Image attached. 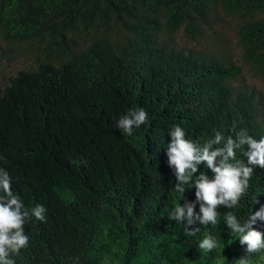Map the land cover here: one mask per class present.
Wrapping results in <instances>:
<instances>
[{
  "label": "trees",
  "instance_id": "16d2710c",
  "mask_svg": "<svg viewBox=\"0 0 264 264\" xmlns=\"http://www.w3.org/2000/svg\"><path fill=\"white\" fill-rule=\"evenodd\" d=\"M223 16L237 21L242 61L264 77V0H0V40L35 55L0 86V170L26 209L46 208L45 221H25L29 244L14 264H264V250L247 252L225 222L264 208V167L248 165L246 192L217 209L216 225L168 219L188 203L200 213L194 183L178 191L169 164L175 126L198 147L217 132L264 138L261 104L236 84L230 51L175 43L180 30L191 40L214 32ZM140 108L148 121L132 135L116 126ZM248 150L230 163L247 164ZM253 227L264 232V220ZM206 237L217 247L200 249Z\"/></svg>",
  "mask_w": 264,
  "mask_h": 264
},
{
  "label": "clouds",
  "instance_id": "9594fccd",
  "mask_svg": "<svg viewBox=\"0 0 264 264\" xmlns=\"http://www.w3.org/2000/svg\"><path fill=\"white\" fill-rule=\"evenodd\" d=\"M148 114L143 109H132L127 115L121 117L116 126L128 135H132L133 128H138L147 123ZM172 141L167 149L169 164L174 165L179 181L177 190L183 192V185L195 186L196 200L200 202V213L194 211L195 204L188 203L178 206L169 215V220L178 223L187 219L188 225L199 221L201 224L218 223L217 209L220 206L232 208L236 206L241 196L248 188V182L253 174V168L248 165L264 167V138L259 141L247 135L238 134L237 139L224 137L217 132L214 140L207 141L203 147L185 138V132L180 126H175L170 132ZM223 145L213 147V145ZM247 144L249 150L245 152L247 164L237 162L236 149ZM204 163L214 173V179H209L204 172L198 176V165ZM196 179L193 180V176ZM0 264H14L9 258L10 254H19L22 248H27L29 236L24 232L25 221L34 216L39 221L46 220V208L36 205L31 210L26 209L17 195L11 189V180L7 171L0 170ZM264 220V208L249 215L247 220L241 222L229 213L225 222L229 229L239 234L241 245H247V252L255 253L264 250V232L253 227L256 221ZM198 229L186 228L188 235H195ZM217 247V241L211 237L204 238L199 248L210 251Z\"/></svg>",
  "mask_w": 264,
  "mask_h": 264
},
{
  "label": "rangeland",
  "instance_id": "374dc122",
  "mask_svg": "<svg viewBox=\"0 0 264 264\" xmlns=\"http://www.w3.org/2000/svg\"><path fill=\"white\" fill-rule=\"evenodd\" d=\"M237 25L235 18L223 16L213 23L211 28L214 29V32H205L203 36L191 40L180 30L175 35V43L178 47L184 48L186 52L190 50L209 52L215 47L228 49L232 58L242 68V78L236 84H244L255 90L261 104V120H264V77L253 75L249 65L242 61L236 38ZM27 46L24 43L9 45L0 40V86L7 83L8 78L19 70L35 66V55L29 52ZM251 264H261V262L256 261Z\"/></svg>",
  "mask_w": 264,
  "mask_h": 264
}]
</instances>
